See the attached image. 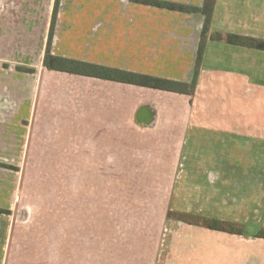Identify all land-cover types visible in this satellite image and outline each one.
Returning <instances> with one entry per match:
<instances>
[{
	"label": "crops",
	"instance_id": "1",
	"mask_svg": "<svg viewBox=\"0 0 264 264\" xmlns=\"http://www.w3.org/2000/svg\"><path fill=\"white\" fill-rule=\"evenodd\" d=\"M156 1L195 8L204 2ZM44 4L39 64L46 76L39 75L37 84L60 75L56 79L83 78L103 87L87 94L89 103L83 110H75L74 104L66 110L65 94L50 98L42 94L35 108L25 100L13 109L10 90L16 74L0 72V82L9 85L7 92L0 93V163L46 165L56 172L70 165L72 177L78 179L81 166L86 168L85 180L103 181L105 186L113 165H120L114 171L122 180L172 181L178 160L190 157L192 149L209 139H231L233 150L240 149V139L264 144V51L207 39L193 95L49 70L43 58L54 0ZM204 21L198 12L131 0H59L50 52L189 84ZM215 34L264 40V0H215L208 35ZM231 160L243 164L239 157ZM7 172H0V206L9 210L6 202L16 191V173ZM76 207L72 212L77 219L71 220L14 221L0 215V264H245L250 260L264 264V239L246 241L241 247L233 238L238 235L229 237L175 219L165 222L177 231L161 239L155 231H145L156 226L150 221L139 222L142 226L128 233L127 224L80 220L83 207ZM169 211L176 213L167 210V219ZM227 241H237V246H225Z\"/></svg>",
	"mask_w": 264,
	"mask_h": 264
},
{
	"label": "rangeland",
	"instance_id": "2",
	"mask_svg": "<svg viewBox=\"0 0 264 264\" xmlns=\"http://www.w3.org/2000/svg\"><path fill=\"white\" fill-rule=\"evenodd\" d=\"M47 1L0 0V72L16 74L12 89L10 85L15 98L13 109L25 100L33 102L35 108L42 94L48 98L65 94L69 99L66 110L73 108L72 104L75 110H83L89 103L87 94L94 93L91 92L94 88L98 93L103 87L100 83L83 78L58 80L56 77L60 75H53L47 77L48 83L37 84L39 75L46 76L39 63ZM28 69L32 72L24 71ZM8 88V84L0 82V93L7 92ZM47 104L52 107V100ZM230 140L226 137L215 142L209 139L206 145L192 149L190 157L178 160L173 166L172 181L122 180L114 171L119 170L120 165H113L111 181L104 186L103 181L85 180L86 168L81 166L78 179L72 177L70 165L61 166L56 172L46 165L21 163L15 167L0 163V172L7 170L12 176L16 173V191L6 202L10 209L0 206V215L14 221L71 220L77 219V213L72 210L75 212L78 206L83 207L78 214L80 220L91 218L109 220L118 226L127 224L128 233L134 231V226H142L139 222L150 221L156 226L145 231H155L163 239L172 235L169 231H177L165 222L175 221L165 218L166 211L171 209L181 214L185 222L199 227L205 219H223L240 225L242 234L233 238H237L242 247L246 241H257L256 234L264 229V144L240 139V149L233 150ZM237 157L243 164L232 163L231 159ZM196 160L200 164H195ZM13 200L17 202L15 210ZM87 206L94 209L93 213L87 212L84 208ZM236 243L227 241L225 246H237ZM255 263L258 261L250 260L245 264Z\"/></svg>",
	"mask_w": 264,
	"mask_h": 264
},
{
	"label": "trees",
	"instance_id": "3",
	"mask_svg": "<svg viewBox=\"0 0 264 264\" xmlns=\"http://www.w3.org/2000/svg\"><path fill=\"white\" fill-rule=\"evenodd\" d=\"M132 2L143 4L152 7H158L166 10L184 12V13H201L205 17L204 26L201 33L200 44L197 51V58L194 67V75L191 83L186 84L182 82H177L165 78L154 77L150 75L137 74L133 72L123 71L119 69L101 67L89 63L79 62L75 60H70L62 57L53 56L50 52L51 41L54 31L55 19L57 14V9L59 5V0H54V6L52 11V17L50 22V28L47 36V43L45 54L43 58V66L46 69L66 72L69 74H76L82 76L95 77L110 81H115L119 83H125L140 87H146L151 89H157L168 92H175L180 94L193 95L197 83V77L200 69V60L202 58L204 44L207 39L212 40H222L224 39L227 44L247 47L255 49L258 51H264V40H258L254 38H248L244 36H238L233 34L226 35L223 38L220 34L208 35L209 24L211 20V15L215 5V0H204L203 6L201 8L189 7L180 4L161 2L156 0H131ZM25 72H32V70H24ZM181 214H176L173 212H168L167 217L169 219H175L178 221H185L181 219ZM202 226L206 229L212 231H219L223 233H228L232 235H241V226L233 223H228L220 221L217 219H205ZM256 238L264 239V229L260 230L256 234Z\"/></svg>",
	"mask_w": 264,
	"mask_h": 264
}]
</instances>
